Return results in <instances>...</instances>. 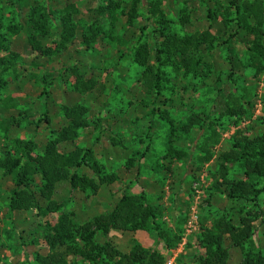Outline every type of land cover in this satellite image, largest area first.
Returning <instances> with one entry per match:
<instances>
[{"label": "trees", "instance_id": "16d2710c", "mask_svg": "<svg viewBox=\"0 0 264 264\" xmlns=\"http://www.w3.org/2000/svg\"><path fill=\"white\" fill-rule=\"evenodd\" d=\"M142 8L148 22L138 29L139 38L131 49V56L133 63L144 70L137 83L151 97L153 109L147 113L148 117L160 115L169 130L166 153L162 159L166 164L157 166V170L172 173L171 165L174 162H184L190 166L193 161L190 152L178 150V145L194 133L198 140L202 135H207V129L218 125L205 112H192L185 120L171 115L169 109H173L176 102L164 96L172 83V75L168 71L184 79V90L189 91L195 89L196 81L200 80L206 85L207 81L216 77L213 76L212 60L217 53H225L231 67L229 74H226L227 82L229 79L236 85L238 83L234 79L238 76L239 65L234 59V52L235 46L240 45L248 61V66L243 64V68H254V79H257L264 73V0H0V53L7 55L0 56V83L7 85L11 73H17L20 69L21 56L11 49V45L22 32H32L28 46L48 60L61 54L77 39L81 40L87 54L95 51L101 41L127 49L130 42L119 37V22L125 19L126 27L134 28L143 17ZM85 9L90 18L83 15ZM202 20L207 27L201 32L197 24H202ZM151 36L154 41L150 40ZM53 37L57 38L55 50L46 46ZM125 59V53L120 52L115 65ZM43 68L45 66L37 60L30 63L34 78L37 77L35 72ZM58 71L59 77L71 74L78 79L77 89H82L79 85L84 83L77 64L62 66ZM52 75L49 71L42 80L40 95L45 98L46 109L35 129L39 131L42 125H46L53 137L43 146L42 153H39V147L32 139L16 143L13 153L7 148L2 150L0 171L13 184L9 211L13 214L34 210L40 219L59 215L56 223L46 222L44 226V242L54 252V258H70L84 264H165L156 254L138 249L122 253L112 244L97 243L100 234L108 238L114 232L147 233L156 234L168 249L176 250L183 238L163 229L159 223L162 213L151 204L146 193L140 196L124 195L109 213L95 216L82 226L73 220L74 215L65 212V203L56 199L64 185L69 186L71 192L88 193L92 198L98 195L103 186L113 185L120 179L115 174L107 173L97 161L92 148L61 151L63 144L74 143L81 130L91 127L90 112L82 105L63 106L65 125L52 129L49 87L50 79L56 80ZM217 80L220 82L222 78L217 77ZM222 92L223 87H220L218 95ZM226 99V114L220 115L221 119L247 115L240 105V99L232 93ZM161 105L169 109L161 111ZM249 106L252 108L253 104ZM13 109L11 106L10 110ZM23 116L29 117L25 112H20L17 117ZM4 125L7 126L6 130L13 125L17 128L21 126L13 115ZM231 142V150L221 154L216 161L217 177L208 190V202L224 196L230 202L241 203L240 217L226 213L217 216L210 226L202 225L197 244L203 253L198 257L197 264H228L230 250L244 254L243 264H264V253L254 241L255 218H248L249 215H263L264 138L250 139L238 134L233 136ZM199 151L204 155L197 158L198 171L201 172L214 156L206 145L199 147ZM233 167L242 171V180L229 177ZM246 207L251 208L247 213ZM51 259L38 256L37 263L55 264Z\"/></svg>", "mask_w": 264, "mask_h": 264}, {"label": "rangeland", "instance_id": "374dc122", "mask_svg": "<svg viewBox=\"0 0 264 264\" xmlns=\"http://www.w3.org/2000/svg\"><path fill=\"white\" fill-rule=\"evenodd\" d=\"M141 14L143 17L134 28L126 27L125 19L119 22V37L130 42L127 49L109 41H101L95 51L87 54L81 40L77 39L61 54L48 60L28 46V38L32 33L30 30L14 38L11 49L18 52L22 60L18 72L11 73L7 79L8 84L3 86L0 83V157L4 148L13 153L16 143L31 139L35 140L39 153H42L43 146L53 137L46 125H42L39 131L35 129L46 109L45 98L40 95L42 80L49 71L52 72V76L56 77V80L50 79L49 87V117L52 120V129H60L65 125L63 106L82 105L90 112L91 127L81 130L78 140L74 143L63 144L61 151L92 148L97 161L104 166L107 173L115 174L120 179L113 185L103 186L98 195L92 198L88 193L71 192L70 187L64 185L57 193L56 199L65 203V212L74 215L73 220L78 226H82L92 221L95 216L109 213L124 195L140 196L146 193L151 199V204L162 213L159 223L163 229L183 238L176 250L168 249L156 234L147 233L115 232L108 238L100 234L97 243L112 244L122 253L138 249L151 255L156 254L165 264H197L198 257L203 253L199 251L197 244L202 225L210 226L217 216L226 213L240 217L241 203L230 202L224 196H218L208 202V190L217 177L216 161L221 154L231 150L233 136L239 134L250 139L264 138V73L254 79L255 69L243 68V64L248 66V61L244 48L240 45L235 46L234 52V59L239 65L238 76L234 79L238 83L236 85L229 79L227 82L226 74H229L231 67L225 53H217L212 60L215 71L213 76L216 77L207 81L206 85L200 80L196 81L195 89L189 91L184 90V79L176 76L173 71H168L172 75V83L167 87L164 96L176 103L173 109L162 105L159 109H169L171 115L180 120H185L192 112H205L218 126L207 129V135H202L198 140L197 134L194 133L187 141L183 140L178 145V150L190 152L193 156L190 166L177 161L171 165L172 173L158 171L157 166L166 164L162 159L166 153L169 130L161 121L160 115L148 117L147 113L153 109L151 97L137 83L144 70L133 63L131 49L139 38L138 29L148 22L143 8ZM83 15L89 16L87 9L83 11ZM206 27L204 20L202 24H197V29L201 32ZM150 40L154 41L152 36ZM56 41L57 38H51L46 44L47 48L55 50ZM120 52L125 53L126 59L116 66ZM0 56L7 55L0 53ZM36 60L45 68L35 72L37 77L34 78L30 63ZM73 64L79 66L84 83L79 85L82 86L80 91L77 89L78 79L71 74L62 77L58 75L62 66ZM217 77L222 80L219 82ZM220 87H223L224 92L218 95ZM230 93L241 100L240 105L247 115L221 119L220 115L226 114V97ZM248 102L253 104L252 108ZM11 106L15 110H10ZM20 112H25L29 117H17ZM11 115L18 119L20 128L13 125L6 130L7 126H3V123L10 120ZM150 126L153 127L152 130ZM193 145L195 147H192ZM205 145L214 159L205 164L199 172L197 158L204 156L199 147ZM145 152L147 154L144 157ZM229 177L235 180L244 178L238 167L231 169ZM12 188L11 180L5 178L0 171V264H38V256L52 258L51 261L55 264H84L75 259L54 258V252L50 251L44 242L45 223H56L58 214L40 219L34 210L13 214L9 211ZM246 208L247 213L251 208ZM261 210L263 215H249L248 218H255L254 241L264 253V194L261 197ZM243 260L244 254L241 251L230 250L228 264H243Z\"/></svg>", "mask_w": 264, "mask_h": 264}, {"label": "crops", "instance_id": "0c3cea01", "mask_svg": "<svg viewBox=\"0 0 264 264\" xmlns=\"http://www.w3.org/2000/svg\"><path fill=\"white\" fill-rule=\"evenodd\" d=\"M115 233V232H114ZM126 234V233H125Z\"/></svg>", "mask_w": 264, "mask_h": 264}]
</instances>
